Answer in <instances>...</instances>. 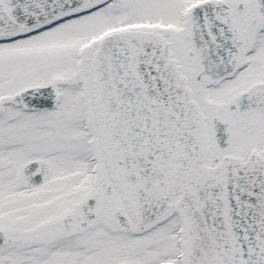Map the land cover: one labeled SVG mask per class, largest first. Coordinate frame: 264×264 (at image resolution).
Returning <instances> with one entry per match:
<instances>
[{"label":"snow or ice","instance_id":"6c2138e0","mask_svg":"<svg viewBox=\"0 0 264 264\" xmlns=\"http://www.w3.org/2000/svg\"><path fill=\"white\" fill-rule=\"evenodd\" d=\"M0 264H264V0H0Z\"/></svg>","mask_w":264,"mask_h":264}]
</instances>
